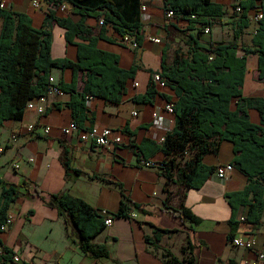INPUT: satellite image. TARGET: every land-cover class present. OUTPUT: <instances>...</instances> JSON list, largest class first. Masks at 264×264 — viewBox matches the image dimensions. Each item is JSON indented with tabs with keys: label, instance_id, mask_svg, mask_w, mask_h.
Listing matches in <instances>:
<instances>
[{
	"label": "crops",
	"instance_id": "1",
	"mask_svg": "<svg viewBox=\"0 0 264 264\" xmlns=\"http://www.w3.org/2000/svg\"><path fill=\"white\" fill-rule=\"evenodd\" d=\"M0 1L6 9L29 14L37 28L42 25L49 8L42 1L39 9H33L30 0ZM212 1L224 4L228 8L227 12L231 13L229 5L233 0ZM140 6L145 8L142 41L134 50L121 44L120 37L109 26L104 27L106 40L98 39L102 26L99 20L102 17L83 18L85 25L91 28V36L98 39V49L115 54L118 67L123 70L136 67L135 76L127 81L126 92L118 104L91 98L87 105L84 129L105 126L121 132L126 127L135 133L134 136L121 133V145L100 148L90 142H81L77 132L62 135L61 129L72 122L71 111L66 107L70 100L68 93L47 97L42 115L26 110L21 121H9L0 126V180L6 184L24 182L28 188L27 192L23 188L19 189L23 195L9 209L13 214V223L0 235L1 243L17 257V261L6 264H164L163 254L166 251L181 258L180 248L186 240L193 246L196 264H246L255 259L256 252L264 255V217L257 226L242 223L240 218L245 217L247 207L238 210L236 220L239 224L234 237L252 238L254 248H235L227 240V221L231 218V208L225 194L240 191L246 185L245 176L235 168L226 179H218L211 174L199 189L184 191V207L201 220L198 225H190L163 211L167 197L163 190L165 180L159 176L156 168L143 167L138 163L133 145H138L143 138L159 143L158 138L172 130L174 117L164 109L166 102L162 95L170 97L172 101L175 96L174 91L164 84L153 82L157 93L151 103L137 102L134 98L147 93L153 74L160 73L163 48H167L166 63L171 64L172 51L178 49H174V46L183 43L184 39L178 31L165 27L168 17L163 11L162 0H140ZM70 11V8L66 12L56 11V16L78 21L79 17ZM224 23L231 27L230 22L222 19V25ZM227 26L216 25L208 34L200 35V44L205 46L209 41H237L241 45L243 38L248 37L246 46L250 45L254 24L250 23L237 39L232 27L231 33L227 34ZM51 31V57L75 61L76 47L66 45L64 29L54 25ZM55 33L59 34L57 41ZM154 38H159L161 44L154 43ZM75 42L81 41L76 39ZM256 70L257 56L250 55L246 59V74L241 90L245 98L264 99V85L257 80ZM51 77L56 84L60 81L69 84L72 71L55 68L51 70ZM78 78L77 87L81 90L86 79L84 73H79ZM54 104L60 105V110L55 111ZM248 117L253 124L260 121L253 109L248 110ZM31 127L32 135L39 137L34 138L30 134ZM44 127H50L47 134L43 132ZM232 149L229 141H222L218 153L206 155L202 162L214 168L231 163L234 156ZM63 151H67L66 159L70 168L78 173L69 172L68 175L65 172L60 159ZM162 156L156 152L149 160L158 163ZM14 164L18 168L15 169ZM35 190L38 194H35ZM65 190L83 199L94 209L110 213L118 210L121 191L131 202L129 213H136V218L113 219L109 227L92 239L94 244L107 246L108 259L95 261L83 255L76 245L74 230L67 228L58 212L46 205L50 195ZM169 191V205L176 207L180 201L177 188L170 186ZM1 193L0 187V200ZM135 205L140 210L135 209ZM154 227L177 232L161 236L160 248L153 249L146 244L145 236L152 237Z\"/></svg>",
	"mask_w": 264,
	"mask_h": 264
},
{
	"label": "trees",
	"instance_id": "2",
	"mask_svg": "<svg viewBox=\"0 0 264 264\" xmlns=\"http://www.w3.org/2000/svg\"><path fill=\"white\" fill-rule=\"evenodd\" d=\"M44 1L53 8L45 12L39 28L33 25L29 14L0 8V126L23 119L27 103L46 93L51 70L56 68L72 71L71 82L65 84L60 81L57 87L62 93L70 95L66 107L71 111L72 122L85 131L87 129L83 125L88 111L86 97L118 104L126 92L127 81L135 76V66L128 70L119 68L118 57L98 49L96 43L98 39L106 40L104 27L109 26L120 40L128 36L141 45L143 20L140 0ZM236 2L233 0L229 5L230 24L236 39L250 23L254 24L249 46L239 45L237 41H209L205 46L200 44V35L205 34L206 29L209 33L215 26L214 22L221 20L227 13L228 8L224 4L212 0H162L163 11L172 12L165 27L181 33L186 47L184 52L180 49L174 51L171 64L166 63L167 48H163L161 53L159 75L163 84L174 91L175 100L172 101L166 95H162V98L166 103H172L174 126L164 135L161 143L143 138L138 145L132 146L138 156V163L150 161L156 152L163 155L155 167L165 180L163 190L167 197L162 209L182 223L198 225L200 218L183 205L184 191L202 187L216 168L204 165L203 158L208 154H217L220 143L229 141L234 155L231 164L246 178L242 190L225 194L231 208V218L227 221L229 242L234 238L239 224L236 219L240 207H247L242 223L257 226L264 217V99L245 98L241 92L246 59L250 55L257 56V80L264 85V0L239 1L241 10L237 13L233 11ZM63 3L70 5V12L79 17L78 21L56 16L57 9ZM257 12L262 17L253 23L251 18ZM84 17H102L98 39L91 36V28L85 25ZM54 25L64 29L66 45H75V61L51 57V30ZM76 39L81 42H75ZM239 53L242 55L239 56ZM79 73H84L86 78L81 90L77 87ZM146 92L134 100L152 102L157 93L152 80ZM60 108L58 104L53 105L55 111ZM250 109L258 113V124L250 122ZM121 133L128 136L135 134L126 127ZM66 155L67 151H63L60 158L65 172L78 173L70 168ZM170 186L177 188L180 201L176 207L169 205ZM0 187L1 226L10 206L23 195L19 189L23 188L27 192L28 188L24 182L6 184L1 180ZM68 191L50 195L46 205L58 212L67 228L74 230L76 245L83 255L95 261L108 259L107 246L92 242L106 229V216ZM130 203L121 191L118 210L107 213L112 219L129 218ZM134 207L140 210L139 206ZM175 232L154 227L152 237L145 236V242L149 247L159 249L161 236ZM2 233L0 231V235ZM0 247V264L11 262L12 250L6 248L1 240ZM192 251L193 246L186 240L180 248L181 258L166 251L163 254L164 264H196Z\"/></svg>",
	"mask_w": 264,
	"mask_h": 264
},
{
	"label": "built area",
	"instance_id": "3",
	"mask_svg": "<svg viewBox=\"0 0 264 264\" xmlns=\"http://www.w3.org/2000/svg\"><path fill=\"white\" fill-rule=\"evenodd\" d=\"M242 1V0H237L236 4H235V8H234V12H240V7L238 5V2ZM30 6L33 9H39L41 7V0H30L29 1ZM0 8H5L3 3H0ZM70 5L67 3H63L60 5V7L57 9V11L60 12H66L67 10L69 11ZM145 8L141 7L140 8V14L141 17H143ZM165 15L170 18L172 17V12L168 11L165 12ZM262 15L260 12H257L253 15V17L251 18L253 23L258 22L261 19ZM99 24L102 25V18L99 20ZM208 29L205 30V34L208 33ZM154 43L157 44H161V41L159 38H154L152 40ZM121 44L128 46L131 49H137L138 48V44L137 42H135L133 40V38H129L128 36H124L121 39ZM49 86L47 88V91L44 95L39 96L38 98L30 101L27 103L26 106V110H33L37 113V115H42L45 112V104H46V99L49 96H59L62 94V92L59 90V88L57 87V84L54 82V79L52 77H49ZM152 80L154 83H158L160 85H163V80L160 77L159 74H153L152 76ZM134 86H136V84H134ZM87 105L91 100V97L87 96ZM164 109L167 112H172V103H166L164 106ZM30 131H32V127L29 128ZM50 131V127H44L43 128V132L45 134H47ZM72 132H77L78 133V137L80 139L81 142H85V143H92L97 147L100 148H104V147H109V146H117V145H121L122 140H121V132L119 130H115V129H111L108 127H103V128H99L96 126H93L91 128H88L85 131H81L77 124L74 122H71L69 124L68 127L61 129V134L62 135H68ZM164 140V136L158 138V142L161 143ZM0 153H1V149H0ZM141 166L143 167H151V168H155L157 167V163H154L152 161H141L140 163ZM13 167L16 169L18 168V166L16 164L13 165ZM231 170H233V165L231 163L228 164H224V165H219L217 166L214 171H213V175H215L218 179H226L227 176L229 175V173L231 172ZM101 214L105 215V222L104 225L107 228V226L109 227L112 224V217L110 215H108L106 210H101ZM129 219H134L136 218V213H129L128 214ZM241 221L244 220V217L240 218ZM13 223V214L12 211H8L6 213V217H5V221L2 223V225L0 226V231L1 232H6L10 226ZM230 243L235 246V248H239V249H244V250H252L254 248V240L251 239H241V238H236L234 237ZM0 252H1V247H0ZM13 261H17V257L13 256L12 257ZM264 262V255L261 252H256L255 255V259L252 261H248L246 264H263Z\"/></svg>",
	"mask_w": 264,
	"mask_h": 264
},
{
	"label": "rangeland",
	"instance_id": "4",
	"mask_svg": "<svg viewBox=\"0 0 264 264\" xmlns=\"http://www.w3.org/2000/svg\"><path fill=\"white\" fill-rule=\"evenodd\" d=\"M216 1V0H215ZM42 2H45L44 0L42 1ZM46 3V2H45ZM46 4H48V3H46ZM48 6H49V8L47 9V10H50V9H52L53 7H52V5L51 4H48ZM223 20H225L226 22H231L230 20H231V16H230V13L229 12H227L225 15H224V17L222 18ZM222 19L221 20H219V21H215L214 23H215V27H216V25L217 26H219V27H225V26H227L225 23V25H222ZM229 26H227V28H228ZM230 30H232L231 29V27H229L226 31H227V34H229V33H231L230 32ZM246 35H248L247 34V32H246ZM54 38H55V41H57V39H59V34L58 33H55L54 34ZM52 39H53V36H52ZM248 37H244L243 38V42H242V44L243 45H245V44H247L246 42L248 41ZM175 48H178V49H180L181 50V52H184L185 50H186V47H185V45L181 42V43H179V44H177V45H175L174 46V49ZM174 51V50H173ZM173 51H172V55H173ZM178 236V235H177ZM174 239V238H173ZM180 255V254H179Z\"/></svg>",
	"mask_w": 264,
	"mask_h": 264
}]
</instances>
